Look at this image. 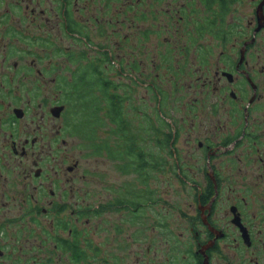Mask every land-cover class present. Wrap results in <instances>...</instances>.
I'll return each mask as SVG.
<instances>
[{"label":"flooded vegetation","instance_id":"1","mask_svg":"<svg viewBox=\"0 0 264 264\" xmlns=\"http://www.w3.org/2000/svg\"><path fill=\"white\" fill-rule=\"evenodd\" d=\"M150 63L178 90V176L195 196L192 241L163 263L264 264V0H0V264H91L92 216L111 202L138 224L153 207L149 192L92 203L74 140L79 92L125 98L129 77L160 97ZM140 149L141 165L116 162L142 185Z\"/></svg>","mask_w":264,"mask_h":264},{"label":"rangeland","instance_id":"2","mask_svg":"<svg viewBox=\"0 0 264 264\" xmlns=\"http://www.w3.org/2000/svg\"><path fill=\"white\" fill-rule=\"evenodd\" d=\"M130 60L125 58V62ZM153 70L150 63L142 72L143 76L140 77L144 83L151 82L163 89L160 90L159 98L161 99L158 98L157 102L152 91L148 93V90L140 84L135 87V91L132 90L133 83L128 76V79L124 78V81L127 79L128 86L118 90L125 95L124 105L129 117L133 118L137 130H144L143 135L139 134L143 138L138 142L146 150L153 152L157 158L158 165L156 167L153 165L151 170L152 179L149 178L142 185L136 183V174H127L118 170L116 160H112L105 153L93 154V150L89 147L90 143L92 144L89 142L90 133L98 132L103 138H108L106 132L109 126L106 125L100 129L97 127L95 131V128L87 123L91 118L88 111H84L81 105L76 106L80 110L77 117V120L78 118L80 120V126L79 131L74 132V140L80 141L81 146L75 148V153L81 165L80 174L83 171L85 174L84 181L79 185L90 191V201L95 204L103 199L112 201L116 197L124 196L123 193H128L131 197L132 194H138L141 200H146V193L149 192V196L154 202L153 207L142 210L143 213H140L138 224L131 222V216L127 210L115 211L111 202L108 209L111 212L107 213L105 222L101 223L99 216H92L88 229V237L92 244L91 264H102L103 258H106V264H164L168 247L172 246V242L192 241L188 229L190 225L184 218L183 210L190 203L195 202V196L192 194L190 186L184 189L178 176L179 165H177L178 149L181 144V139L177 134L181 116L179 93L177 89H173L171 92L167 82L169 77L166 80L164 73ZM159 106L162 109L160 115L164 119L162 123L156 109ZM166 123L170 127H167ZM155 126L162 127L159 134L154 130ZM163 131L172 133L171 142L174 141V143L172 142L171 147L164 144V136L161 135ZM188 166L194 168L190 173L197 174V180L204 182V173L201 172L199 175L195 167L202 166L205 169L206 165ZM187 210L189 213H195L194 207ZM136 226L138 227L136 228ZM93 245L95 246L93 247ZM99 245L101 255L94 250L95 248L99 249Z\"/></svg>","mask_w":264,"mask_h":264},{"label":"trees","instance_id":"3","mask_svg":"<svg viewBox=\"0 0 264 264\" xmlns=\"http://www.w3.org/2000/svg\"><path fill=\"white\" fill-rule=\"evenodd\" d=\"M158 93L160 94V91ZM79 94L84 99L82 104H80L81 108L84 111H88V114L91 116L87 121L88 125L94 127L95 131L97 127L100 129L106 127V125L109 126L106 132L108 133V138H103L98 132L90 133L91 136L89 135V138L95 154H101L103 150H107L108 156L112 160H119L121 165L126 166L141 165L143 160H147V153L140 149L145 148L138 142V140L143 138L140 135H143L144 130H137L133 118L129 117L127 108L124 105L125 98L120 97L115 88L87 89L79 92ZM154 98L157 102V93H155ZM156 109L161 123L162 121L164 122V119L160 115L162 113L161 106L159 108L156 107ZM166 125L170 127L168 123ZM154 130L158 133L162 131V127L155 126ZM161 135L164 136V144L168 145L172 138V133L163 131ZM153 160L156 167L158 162L154 153Z\"/></svg>","mask_w":264,"mask_h":264}]
</instances>
